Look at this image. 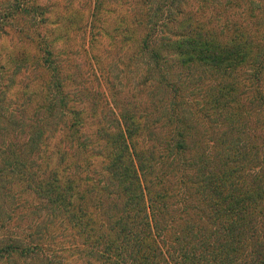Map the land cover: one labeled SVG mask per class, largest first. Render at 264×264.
I'll return each mask as SVG.
<instances>
[{
  "label": "trees",
  "instance_id": "16d2710c",
  "mask_svg": "<svg viewBox=\"0 0 264 264\" xmlns=\"http://www.w3.org/2000/svg\"><path fill=\"white\" fill-rule=\"evenodd\" d=\"M236 1L142 0L85 72L41 24L0 60V264H264V0Z\"/></svg>",
  "mask_w": 264,
  "mask_h": 264
},
{
  "label": "rangeland",
  "instance_id": "374dc122",
  "mask_svg": "<svg viewBox=\"0 0 264 264\" xmlns=\"http://www.w3.org/2000/svg\"><path fill=\"white\" fill-rule=\"evenodd\" d=\"M14 1L0 0L1 62L11 68L14 62L19 63L21 62L20 59L25 57L30 58L32 55L34 56V54L38 53V41L36 37L38 31H36L35 27L38 24L37 28H41L42 25L41 30L46 35L48 41H50L47 51H52L56 65L60 66L62 62V71L71 72V74H74L76 70H80L81 72L87 70L85 57L80 55V58H76V56L82 54L79 52L81 51L79 45L89 34L96 30V27L99 28V34L103 37H106L107 34L110 36H113L112 34L116 35L111 29L112 25L116 24L115 19L117 14L123 9L129 10L134 6H143L142 0H97L99 5L96 6L95 10L98 13L90 20L91 9L95 5L96 0H24V3H21V9L26 8L27 10L23 9L22 11L19 10V12H12L8 20L9 25H1L5 8L8 7V4L14 3ZM225 1L221 0V2ZM231 1L227 0L228 4ZM244 2L245 0H237L235 3L242 4ZM41 18H45L46 22L42 23ZM89 20L95 24L94 27L90 28L88 26L87 22ZM30 25L31 27H29ZM106 28H108V31L103 32L102 29ZM120 35L127 36L125 32L119 33ZM65 55H69L75 60L77 59V66L73 61L63 62ZM116 58L109 54L105 56V63L111 66ZM22 76L23 74L20 72L14 81L19 83V81H22ZM19 90L20 87L17 84L14 93L19 92ZM13 201L16 202L15 198ZM9 204H11L10 201ZM22 223L23 221L21 220L18 225L20 226Z\"/></svg>",
  "mask_w": 264,
  "mask_h": 264
}]
</instances>
